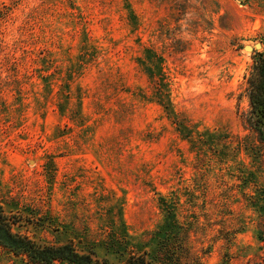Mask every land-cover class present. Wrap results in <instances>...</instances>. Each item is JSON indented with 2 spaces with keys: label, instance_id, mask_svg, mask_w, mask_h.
I'll use <instances>...</instances> for the list:
<instances>
[{
  "label": "rangeland",
  "instance_id": "374dc122",
  "mask_svg": "<svg viewBox=\"0 0 264 264\" xmlns=\"http://www.w3.org/2000/svg\"><path fill=\"white\" fill-rule=\"evenodd\" d=\"M262 55L264 0H0L13 232L105 264H264L246 122ZM0 264L27 263L0 248Z\"/></svg>",
  "mask_w": 264,
  "mask_h": 264
},
{
  "label": "trees",
  "instance_id": "16d2710c",
  "mask_svg": "<svg viewBox=\"0 0 264 264\" xmlns=\"http://www.w3.org/2000/svg\"><path fill=\"white\" fill-rule=\"evenodd\" d=\"M248 87L250 111L246 122L264 142V55L256 61L248 78ZM13 225L14 221L0 207V248L21 257L27 264H105L89 253L78 252L71 243L38 244L27 236L13 232ZM146 255H129L124 264H164L155 263Z\"/></svg>",
  "mask_w": 264,
  "mask_h": 264
},
{
  "label": "water",
  "instance_id": "95a60500",
  "mask_svg": "<svg viewBox=\"0 0 264 264\" xmlns=\"http://www.w3.org/2000/svg\"><path fill=\"white\" fill-rule=\"evenodd\" d=\"M238 1L242 2L244 0H238ZM254 48L255 49H259L260 48V45H255ZM244 50L248 52V51H252L253 49L251 47H249V46H245L244 47Z\"/></svg>",
  "mask_w": 264,
  "mask_h": 264
}]
</instances>
